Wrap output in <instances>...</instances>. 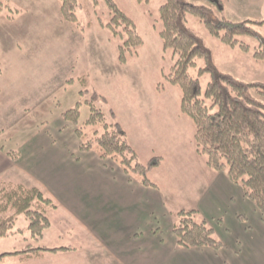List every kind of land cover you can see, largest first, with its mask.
Returning a JSON list of instances; mask_svg holds the SVG:
<instances>
[{"label": "rangeland", "instance_id": "obj_1", "mask_svg": "<svg viewBox=\"0 0 264 264\" xmlns=\"http://www.w3.org/2000/svg\"><path fill=\"white\" fill-rule=\"evenodd\" d=\"M114 1L135 21L143 37V45L128 55L126 63L118 59V47L124 39L106 25L111 19L106 0H79L78 24L63 18L60 0H0V33L5 36L14 33L16 39L25 38L22 61H25V74H29L25 78V87L23 81H12L15 79L10 69L0 75V143L6 149L16 150L24 141L44 132L56 137L70 136L74 127L63 114L78 102H81L78 126L83 128L84 140L91 139L100 128L85 125L90 115L85 101L96 91L105 97L97 104L109 122L119 121L123 125L140 162L147 163L156 156L162 158L160 166L150 171L149 178L172 196L174 209L169 211V216L176 222L179 211L196 209L198 220L209 221L197 208V197L203 191L201 169L207 163V157L197 152L195 124L181 111V88L167 80L176 57L172 49L164 48L160 36L163 0ZM188 1L211 7L219 18L234 23L245 19L264 20V0H221L222 11L213 0ZM189 25L210 48L219 70L247 83H264V61L254 56L259 43L257 37L239 36L250 45V49L245 50L240 45L223 43L195 16L189 17ZM251 26L264 37V24ZM19 42L23 43L18 40L15 43ZM5 46L0 58V73L5 69L3 60H9L12 51L10 45ZM44 60L48 63L42 65ZM206 64L205 59L198 60V66L191 72L197 74ZM83 76L87 81L82 93ZM210 79L209 72L200 76L203 94ZM23 88L30 89L20 91ZM253 92L264 101V95ZM25 94H29L30 104H25ZM23 104L28 106L23 107ZM22 181L29 186H38L50 195L45 183ZM52 213L51 218L54 217ZM55 214L51 227L38 240L32 238L25 215L19 216L13 233L0 240V264H61L58 258L54 262L48 257H1L3 253L22 251L28 245L38 248L76 245L77 238L83 236L87 228L75 220H57L63 212Z\"/></svg>", "mask_w": 264, "mask_h": 264}, {"label": "trees", "instance_id": "obj_2", "mask_svg": "<svg viewBox=\"0 0 264 264\" xmlns=\"http://www.w3.org/2000/svg\"><path fill=\"white\" fill-rule=\"evenodd\" d=\"M97 1V0H95ZM111 10V19L106 24L114 34L124 40L118 47V59L126 63L128 55L143 45V37L135 21L127 15L114 0H106ZM149 2L151 0H138ZM223 10L221 0H213ZM63 18L78 24L77 10L79 0H60ZM195 16L213 36L230 46L240 45L249 50L250 45L239 36L250 35L258 38L255 48L256 59L264 61V37L256 32L251 24H264V20L245 19L231 22L215 15L211 7L197 5L188 0H163L160 6V19L163 29L160 36L164 48L173 50L176 60L167 80L182 90L181 111L195 124V143L197 152L207 157V164L215 170H226L230 179L244 189L245 195L255 203L264 216V101L253 91L264 95V83H247L231 74L219 70L212 59L210 48L203 38L189 25V17ZM207 64L191 72L198 66V60ZM209 72L211 79L202 92L200 76ZM87 78L83 76V89ZM105 97L94 91L85 102L90 115L85 125L98 127L91 139L84 140V131L79 125L81 102L63 114V118L76 126L81 139V150L96 148L104 160H116L127 173L138 175L143 185L157 187L149 178L151 170L160 166L162 158L152 157L147 163L139 160L135 148L128 142L127 133L119 121L109 122L97 102ZM102 130L101 133H99ZM12 151L8 154L12 155ZM57 205L54 200L38 186L0 180V240L13 233L19 216L25 215L33 239H40L51 226L48 211ZM198 210H181L177 214L173 233L177 243L183 248L210 247L222 249L224 243L216 236L208 220H198ZM68 247H28L22 251L3 253L23 255L25 258L39 257L46 251H58Z\"/></svg>", "mask_w": 264, "mask_h": 264}, {"label": "crops", "instance_id": "obj_3", "mask_svg": "<svg viewBox=\"0 0 264 264\" xmlns=\"http://www.w3.org/2000/svg\"><path fill=\"white\" fill-rule=\"evenodd\" d=\"M14 35L0 33V58L5 44L12 50L10 59L3 60L5 69L0 75L10 69L12 81H23L25 87L29 77L22 61L25 38ZM17 40L23 43L16 44ZM25 97V104H30L29 94ZM73 127L70 136L44 132L16 150L0 143V180L45 183L57 205L49 210L53 216L63 212L57 220H75L87 228L76 245L60 246L69 249L38 258L54 262L58 258L61 264H264V216L226 170H215L205 162L200 176L203 191L197 197V208L209 219L216 236L226 242L224 247L183 248L173 233L175 221L169 216L173 198L168 191L159 183L157 187L143 185L138 175L124 171L116 160L102 159L97 151H82Z\"/></svg>", "mask_w": 264, "mask_h": 264}]
</instances>
